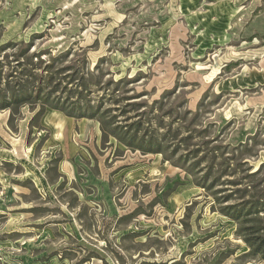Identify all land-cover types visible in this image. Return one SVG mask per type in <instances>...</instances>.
Segmentation results:
<instances>
[{"label": "rangeland", "instance_id": "rangeland-1", "mask_svg": "<svg viewBox=\"0 0 264 264\" xmlns=\"http://www.w3.org/2000/svg\"><path fill=\"white\" fill-rule=\"evenodd\" d=\"M0 64L158 145L1 110L0 264H264L221 211L264 203V0H0Z\"/></svg>", "mask_w": 264, "mask_h": 264}, {"label": "trees", "instance_id": "trees-1", "mask_svg": "<svg viewBox=\"0 0 264 264\" xmlns=\"http://www.w3.org/2000/svg\"><path fill=\"white\" fill-rule=\"evenodd\" d=\"M64 61V60H62ZM61 62V60L53 61V63ZM29 65L33 68V62H29ZM1 67V64H0ZM47 69H43L47 74L37 76L32 74L30 71L27 74L20 73L21 71L13 72L14 75H7L2 81V74H0V111L8 109L10 110L9 123L13 121L14 115L18 112L19 108L25 105H40L41 109L36 115L42 114L45 107L60 111L64 115L71 118H89L95 119L99 122L103 137L111 136L116 141L122 142L128 148H137L141 152H146V148L154 146L157 148L154 140H143L139 139L136 143L134 135L123 133L119 129V126L114 127L107 131V126L111 125L109 121H106L103 114L98 112V105L92 106L85 100L88 95L89 88L87 86V80L84 78H74V75L66 74L61 76L66 71L71 70L69 68H61L56 70L54 73L48 71L52 69V66H47ZM14 79V82H9L7 79ZM68 78L67 83L72 84L74 81L79 80L76 85L81 89H74L75 91L63 97V99H53V94L57 92L60 83L57 80H63ZM38 79V85L34 82ZM50 89L46 91L47 89ZM65 93V92H64ZM101 117V118H99ZM99 118V120H98ZM205 178V177H204ZM199 185V184H198ZM202 188L208 186L206 184L200 185ZM259 199L255 201L243 202L240 204V209L236 210V206L225 207L222 209V213L228 216L232 220H236L240 225L237 235L245 242L247 248L252 255L257 256L264 262V224L258 217L260 210L264 209V203L260 204ZM262 208V209H261Z\"/></svg>", "mask_w": 264, "mask_h": 264}]
</instances>
